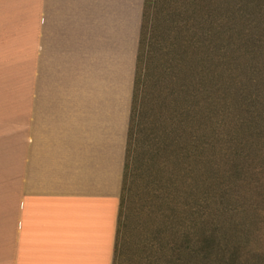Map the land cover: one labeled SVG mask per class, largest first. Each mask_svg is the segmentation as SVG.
Wrapping results in <instances>:
<instances>
[{
	"label": "crops",
	"instance_id": "0c3cea01",
	"mask_svg": "<svg viewBox=\"0 0 264 264\" xmlns=\"http://www.w3.org/2000/svg\"><path fill=\"white\" fill-rule=\"evenodd\" d=\"M145 0H0V264H117Z\"/></svg>",
	"mask_w": 264,
	"mask_h": 264
},
{
	"label": "rangeland",
	"instance_id": "374dc122",
	"mask_svg": "<svg viewBox=\"0 0 264 264\" xmlns=\"http://www.w3.org/2000/svg\"><path fill=\"white\" fill-rule=\"evenodd\" d=\"M153 4L151 44L157 6L165 33L181 10L191 11L197 38L187 77L196 93L181 130V108L162 106L158 96L150 105L144 81L117 264H264V0ZM203 18L213 30L197 28ZM208 32L210 51L203 46Z\"/></svg>",
	"mask_w": 264,
	"mask_h": 264
},
{
	"label": "trees",
	"instance_id": "16d2710c",
	"mask_svg": "<svg viewBox=\"0 0 264 264\" xmlns=\"http://www.w3.org/2000/svg\"><path fill=\"white\" fill-rule=\"evenodd\" d=\"M153 1L154 0H145L143 9L137 69L127 140L126 164L128 150L132 139L131 133L132 130H134L135 123H137L136 116L137 113L139 114V109L142 104L140 103V93L144 90V81H146V90L149 91V94H151L152 97L150 105L151 103L153 105L155 104L156 97L158 96L161 100L162 106H164L163 103H166L168 107L173 105V107L178 110L181 108L182 115L179 119V124L183 125H179L181 130L186 128L187 122L185 121V117L189 120L192 119L190 116L191 111L188 113V110H186L187 104L191 101L194 102V96L196 93H194L192 84L188 83L189 75L187 77V72L190 71L187 66L188 59L192 56L191 50L196 46L195 41L197 38L196 33L191 32V30H193L192 24L194 23L191 11L189 8L181 10L180 13L176 15L179 21L176 22L174 31L172 33H165L160 27V9L157 6V8H155V23L153 25L152 34V41L154 44H151L148 41V31L151 29L149 27V17L150 11L154 6ZM209 25V21L203 18L199 21L197 28H200V30L204 32H206V30H213V27ZM200 30L197 29V33H199ZM208 33L209 35L207 33L205 35V42H203V46L210 51L213 44V35L211 32ZM210 63L211 59H208L206 63L207 70ZM146 99L149 98L146 97ZM144 107L146 106L144 105ZM145 110L147 111V108H145ZM176 129L177 126H174V129L170 128V133L174 132ZM258 148L264 150V146H259ZM126 168L127 165L125 167L119 226L121 218H123V207L124 204H126V197L124 196Z\"/></svg>",
	"mask_w": 264,
	"mask_h": 264
}]
</instances>
